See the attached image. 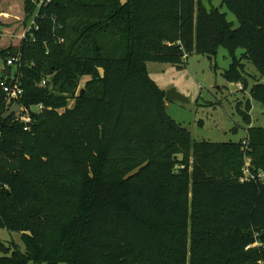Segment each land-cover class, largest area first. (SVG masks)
I'll return each mask as SVG.
<instances>
[{"label":"trees","instance_id":"trees-1","mask_svg":"<svg viewBox=\"0 0 264 264\" xmlns=\"http://www.w3.org/2000/svg\"><path fill=\"white\" fill-rule=\"evenodd\" d=\"M9 1L0 2V28L14 34L0 35V228L20 232L25 248L0 242V264H260L264 247L248 246L264 240V182L240 178L246 156L264 172V125H251L248 101L238 105L245 139L193 141L147 63L181 67L224 47V78L247 90L244 62L264 78V0H221L238 27L202 0ZM37 11L39 28L22 37ZM11 57L20 61L7 65ZM12 75L22 106L44 105L29 124L3 118L1 81ZM256 80L250 94L264 106Z\"/></svg>","mask_w":264,"mask_h":264},{"label":"rangeland","instance_id":"rangeland-1","mask_svg":"<svg viewBox=\"0 0 264 264\" xmlns=\"http://www.w3.org/2000/svg\"><path fill=\"white\" fill-rule=\"evenodd\" d=\"M9 2L12 6L22 8L23 0H10ZM204 3L208 8L219 7L222 12L227 14V19L233 23L234 27H238L239 23L236 16L226 6L221 7V0H204ZM14 24V22L10 23L11 26ZM9 30L5 27L0 28V35L3 39L5 36L13 38V33L6 34ZM25 32H20V35L23 36ZM3 39L0 41V49L4 47L3 45H7ZM242 52V49L238 50L237 55L240 56ZM231 62L232 59L228 51L224 47H220L217 54L212 56L192 54L181 67L171 63H147L149 76L161 89L167 92L175 88L179 93L189 98L187 103L166 99L165 102L167 114L190 131L193 141L237 142L245 139L249 125L239 113L238 105L241 104L244 108L248 101L252 104L251 125H264V106L259 101L252 99L250 94L251 87L257 81L256 77L258 81L261 79V83H264V78H260L252 63L244 62L249 79V88L243 91L241 84L229 83L223 76ZM4 66V60L0 58V74ZM87 80L88 78L83 77L80 81V87L83 88ZM73 103L70 101L69 107ZM21 235L20 232L0 228V242L6 244L15 242L24 250ZM60 264L67 263L62 262Z\"/></svg>","mask_w":264,"mask_h":264},{"label":"built area","instance_id":"built-area-1","mask_svg":"<svg viewBox=\"0 0 264 264\" xmlns=\"http://www.w3.org/2000/svg\"><path fill=\"white\" fill-rule=\"evenodd\" d=\"M33 2H36L38 4V7L39 6L41 7L43 4L50 2V0H42V1L33 0ZM38 15H39V12L37 11L33 19L31 20L25 34H23L22 37H25L27 32L31 30L33 27H35L36 29L39 28L38 24L36 23V18L38 17ZM19 61H20L19 57H11L7 60V65L13 66V65H16ZM43 84H45V81L43 82ZM1 86L6 92V103H7L8 109L15 106L16 104H20L19 99L24 94V88L22 86V82L19 77L12 75L10 79L6 78L2 80ZM43 109H44V105L41 103L38 104L37 106H31V107H25L21 105L20 110L15 113L16 119L21 122H24L25 124H29L31 122L30 112L41 111ZM25 129L28 130L29 126H26ZM244 144H245L244 148L247 149V146H246L247 141H245ZM248 159L249 158L246 156L245 157L246 162L243 168V176L240 178L241 182H246V181H263L264 182V172H258L257 174L252 173L250 169V162H249L250 160ZM255 237H256L255 242L251 246H248V248L256 247V246L264 247V240H261L259 238L260 234H256ZM260 264H264V259L260 261Z\"/></svg>","mask_w":264,"mask_h":264},{"label":"water","instance_id":"water-1","mask_svg":"<svg viewBox=\"0 0 264 264\" xmlns=\"http://www.w3.org/2000/svg\"><path fill=\"white\" fill-rule=\"evenodd\" d=\"M233 89H235V86H233ZM83 92V89H82ZM166 100L169 101H181L183 103H187L189 102V98L185 97L184 95H182L181 93H179L175 88L170 89L166 92V96H165ZM21 105L20 104H16L15 106L11 107L4 115L3 118L7 119L9 117H11L13 114H15L16 112H18L20 110Z\"/></svg>","mask_w":264,"mask_h":264},{"label":"crops","instance_id":"crops-1","mask_svg":"<svg viewBox=\"0 0 264 264\" xmlns=\"http://www.w3.org/2000/svg\"><path fill=\"white\" fill-rule=\"evenodd\" d=\"M203 1V3H204V0H202ZM205 4V3H204ZM3 71V70H2ZM86 78H88V77H86ZM235 85H240V84H235ZM236 88H237V86H236Z\"/></svg>","mask_w":264,"mask_h":264}]
</instances>
